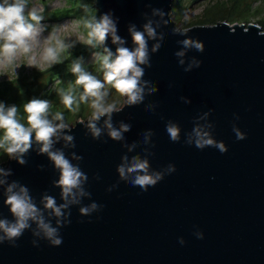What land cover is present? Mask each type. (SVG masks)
Here are the masks:
<instances>
[{"label": "water", "instance_id": "1", "mask_svg": "<svg viewBox=\"0 0 264 264\" xmlns=\"http://www.w3.org/2000/svg\"><path fill=\"white\" fill-rule=\"evenodd\" d=\"M172 2L95 0L98 19L110 15L124 41L113 43L109 35L103 42L112 57L117 47L135 48L130 28L155 29L154 39L145 33L143 99L130 104L122 95V107L110 116L59 130L51 150L86 177L67 200L59 169L35 140L25 163L9 158L0 166L10 172L0 175V219H14L4 201L15 182L62 239L53 245L29 221L19 238L0 241V264H264V31L226 21L177 28ZM185 39L203 51L185 48ZM169 123L179 128L178 141L170 139ZM113 129L121 139H112ZM194 129L226 151L197 148ZM234 129L245 138L238 140ZM137 159L147 162V174L161 176L147 191L132 183L144 173L121 178L118 171ZM45 196L67 204L62 216L44 208Z\"/></svg>", "mask_w": 264, "mask_h": 264}, {"label": "clouds", "instance_id": "2", "mask_svg": "<svg viewBox=\"0 0 264 264\" xmlns=\"http://www.w3.org/2000/svg\"><path fill=\"white\" fill-rule=\"evenodd\" d=\"M27 0H4L0 3V69L11 68L14 70L18 56L25 55L29 57L30 67H36L39 62L45 69L52 65L60 63V56L65 52L70 44H66L64 40L59 38L58 32L53 31L43 41L40 40V33L43 30L37 25L43 19L42 15L36 9L26 12ZM84 27L89 29L88 39L85 43L92 44L93 40L104 42L109 35L112 36L113 43L123 44L116 33V27L110 15H101L99 19L95 17L84 21ZM131 38L135 44L134 49L128 47H117L115 56L109 53L103 58L104 82L113 85V87L122 95L128 98L130 104L139 103L143 99V89L140 86V78L144 74V69L140 67L142 64L148 63V37L155 38V29L150 23L144 25V31H138L130 28ZM175 31V30H174ZM185 48L195 47L198 51H203L200 43L193 40L185 39L182 41ZM43 45L42 52L39 53V61L36 53ZM159 48L155 45L153 50ZM184 53L179 52L177 55L182 56ZM183 63V61H180ZM199 66V62H196ZM191 67V65L189 66ZM188 69H185L187 71ZM76 75L75 84L83 88L80 96L81 101H86L89 97L94 98L91 104L93 108V120H99L104 115H109L117 110L115 105L104 106L100 101L103 98L101 89L104 83L96 79L94 76L85 72L80 63H74L71 69ZM61 100L66 108L71 109L74 98L70 92L61 90ZM26 114V125L17 119V107H5L0 104V131H3V143L0 147L4 148L5 153L11 159H17L23 164V154H25L32 146L33 140L40 144V152L46 153L55 167L60 171L58 185L62 189V198L67 200L70 196H74V189L79 190L83 179H86L77 167L73 166L70 161L65 158L63 152L52 151L53 138L58 135L60 129L67 125L54 124L48 118L49 102L47 100L32 99L23 105ZM56 120H62L60 113L55 116ZM89 127L93 130V134L98 136L100 129L95 123H90ZM109 127H111L109 125ZM122 130L127 131L128 126L122 125ZM167 133L172 141H178L179 128L169 123L166 126ZM236 136L238 140L244 139V135L238 130ZM112 139H121V131L113 129L110 133ZM195 146L197 148L217 147L221 152L226 151L222 143H216L209 137V134L200 129H194ZM67 140L71 141L73 137L67 136ZM147 162L136 160L130 167L121 166L118 171L121 178H126L130 173H144L135 175L132 181L134 186H139L143 191H147V186L155 185L161 179L159 173L155 175L147 174ZM171 170V169H170ZM0 175L7 176L10 172H6L0 168ZM5 183L0 180V184ZM18 189V190H17ZM7 196L4 203L14 218L9 221L0 219V241L4 239L15 240L19 238L25 229L30 227L29 221L35 222L37 227L44 233L45 238L49 239L53 245H60L62 239L57 234V229L50 226L43 219L40 209L32 202V198L28 194V189L18 186L15 182L8 185ZM83 194V193H81ZM67 204L57 205L51 196L44 197V208L50 209L55 216L63 215L62 209ZM95 204L91 208L95 209ZM88 208H81L82 214H87ZM183 243V241H181Z\"/></svg>", "mask_w": 264, "mask_h": 264}, {"label": "rangeland", "instance_id": "3", "mask_svg": "<svg viewBox=\"0 0 264 264\" xmlns=\"http://www.w3.org/2000/svg\"><path fill=\"white\" fill-rule=\"evenodd\" d=\"M94 1L95 0H27L26 12L28 10L36 9L38 13L42 15L43 19L37 25L43 29L39 37L41 41L48 37L53 31H57L59 38L64 40L66 44L71 45V47L61 54V62L52 65L50 68L61 64L55 71H65L71 70L74 63H80L85 72L104 83V87L101 89L103 98L100 102L104 106L115 105L118 110L122 107V94H120L113 85L104 82V72L106 69L103 67V58L108 56V53L106 49L103 48V42L93 40L92 44L85 43V40L88 38L81 31L80 23L74 18L63 19L58 22L49 21L50 12L64 10L71 6H81V11L86 17H95L98 19L95 13L96 10L94 9ZM3 2L4 0H0V3ZM233 2H236L238 9L231 14V18L227 19L226 22L230 24H256L257 22L262 24V22H264V0H178L177 6L174 9H171L170 16L177 28L186 29L200 25L198 23L207 18L204 13L206 8L215 4L230 7ZM210 16L212 15L210 14ZM262 31H264V27L262 28ZM42 48L43 45L36 53L38 61L39 53L42 52ZM76 52V58H72V61H68L69 57ZM28 63L29 57L20 55L17 58L14 70L11 68L0 69V84L17 78L22 74L30 76L34 71L47 70L42 67L39 62L36 67H30L27 65ZM74 77L76 78L75 74ZM75 78L73 81L74 83L67 81L62 83L65 90H70L74 97V102L70 109L71 111H69V121L63 123L67 125L65 128L73 126L78 121L83 122L93 118L94 110L91 107V104L94 98L89 97L86 101L80 100L83 88L75 84ZM56 83L57 80H54L51 84H47L45 77L41 76L39 79L35 80L34 85H45L46 90H49L55 88ZM48 102L54 104L58 110L65 107L59 97L48 100ZM8 159L9 157L7 158L0 155V166L5 164Z\"/></svg>", "mask_w": 264, "mask_h": 264}, {"label": "trees", "instance_id": "4", "mask_svg": "<svg viewBox=\"0 0 264 264\" xmlns=\"http://www.w3.org/2000/svg\"><path fill=\"white\" fill-rule=\"evenodd\" d=\"M95 2V1H94ZM178 0H173L172 9L177 6ZM84 6V5H83ZM81 6H71L64 10H55L50 12L49 21L58 22L63 19H76L81 26V31L88 38V31L84 27V21L91 19L92 17H86L85 14L81 11ZM238 6L236 2H233L230 7L225 5L215 4L205 9L204 13L207 18L203 21H200V25L216 24L218 21H226L231 18V14L237 11ZM96 13V11H95ZM210 14L212 16H210ZM97 15V13H96ZM98 17V16H97ZM261 28L264 27V22H257ZM263 25V26H262ZM77 52L73 53L68 61H72V58H76ZM61 64L53 66L44 71H34L30 76L29 75H19L17 78H14L10 81H6L0 84V104H3L6 108L10 106L17 107V119L20 123L26 125V114L24 112L23 105L29 102L32 99L40 100H52L55 97H59L61 100V90L64 92H70V90H65L62 83L71 82L74 83V73L71 70H61L55 71L60 67ZM41 76L45 77L46 83L51 84L54 80H57L56 86L53 89H47L46 86H35V80L39 79ZM76 79V78H75ZM73 85V84H71ZM45 87V88H44ZM71 93V92H70ZM72 95V93H71ZM74 98V97H73ZM62 101V100H61ZM69 108L64 107L61 110H58L54 104L49 103V113L48 118L56 123H64L69 121ZM57 113H60L63 117L62 120H56L55 116ZM80 115V114H79ZM0 143H3V131H0ZM0 155L8 158V155L5 153L4 148L0 147Z\"/></svg>", "mask_w": 264, "mask_h": 264}]
</instances>
